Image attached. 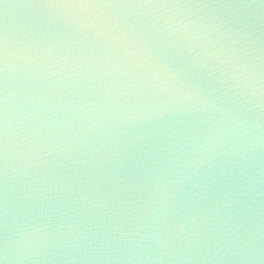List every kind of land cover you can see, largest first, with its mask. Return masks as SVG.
<instances>
[{
    "label": "water",
    "instance_id": "95a60500",
    "mask_svg": "<svg viewBox=\"0 0 264 264\" xmlns=\"http://www.w3.org/2000/svg\"><path fill=\"white\" fill-rule=\"evenodd\" d=\"M192 2L0 0L5 264H264V0Z\"/></svg>",
    "mask_w": 264,
    "mask_h": 264
},
{
    "label": "snow or ice",
    "instance_id": "6c2138e0",
    "mask_svg": "<svg viewBox=\"0 0 264 264\" xmlns=\"http://www.w3.org/2000/svg\"><path fill=\"white\" fill-rule=\"evenodd\" d=\"M49 7L82 9V10H101L113 8L127 7H143V8H177V7H193L197 6L192 0H46ZM113 39L131 40V34L123 31L121 35L113 37ZM7 59V38L6 35L0 33V77L4 72V65ZM4 89L0 82V175L3 173L5 141H4V123H3V105ZM0 264H5V260L0 255Z\"/></svg>",
    "mask_w": 264,
    "mask_h": 264
}]
</instances>
